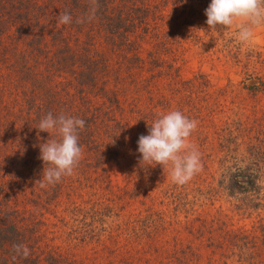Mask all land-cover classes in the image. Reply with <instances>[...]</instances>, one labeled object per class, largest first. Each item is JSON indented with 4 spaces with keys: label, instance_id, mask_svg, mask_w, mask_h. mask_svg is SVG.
<instances>
[{
    "label": "trees",
    "instance_id": "obj_1",
    "mask_svg": "<svg viewBox=\"0 0 264 264\" xmlns=\"http://www.w3.org/2000/svg\"><path fill=\"white\" fill-rule=\"evenodd\" d=\"M65 12L72 22L60 24L58 16ZM163 15L153 0H0V60L4 61L0 69L5 64L14 73L6 80L16 87L8 98L5 92L0 95V264H74L59 245L48 242L51 237L70 244L85 245L93 240L101 245L105 239L121 238L124 231L130 242L140 244V239H154L165 231L179 233L175 225L180 222V212L193 233V221L201 219L181 210L184 202L179 195L183 191L165 181V167L159 165L155 177L150 166L137 163L141 161L139 152L140 158L132 159L139 137L147 135L157 114L145 113L144 95L154 100L152 94L162 92L161 87H175L180 93L203 94L202 102L209 105L213 94V84L204 73L181 79L176 49L165 45ZM4 37L13 41L8 49ZM8 52L16 62L5 63ZM248 68L243 88L255 96L264 94V77ZM152 103L148 105L154 109L157 104ZM49 113L86 122L78 130L82 158L71 176L55 184L43 180V168L48 165L40 159V145L59 137L36 129ZM192 114L189 110L186 117L192 119ZM230 123L225 133L216 128L212 140L204 136L206 143L200 127V135L192 143L201 145L202 141V152L212 144L215 157L204 163L205 176L197 173L184 185L205 186L215 193L212 200L223 194L238 215H260L264 207V133L261 136V130L249 122L240 121L239 127ZM227 133L233 139H225ZM125 151L133 156L122 159ZM128 160L141 169L132 171L140 181V189L133 192L125 190L109 171L110 166L121 167V175L132 180L131 171L125 170ZM162 186L167 187L168 205H175L173 213L147 202L155 199ZM116 187L120 194L112 197ZM81 188H86V198L78 193ZM76 194L78 200L73 197ZM141 194L149 207L131 211L125 221L91 225L80 220V225H70L66 220L69 213L74 214L70 219L77 220L75 214L86 206L91 213L94 208L95 218L106 212L121 215L126 207L119 205L126 201L121 198L131 200ZM48 214L56 222H49ZM258 221L252 231L239 233L247 241L243 248L255 247L260 239L264 244V222ZM203 231L201 226L200 236ZM208 240L215 251L219 246L213 244V237ZM14 245L26 246L30 254L26 258L17 255ZM192 254L199 253L194 249Z\"/></svg>",
    "mask_w": 264,
    "mask_h": 264
},
{
    "label": "rangeland",
    "instance_id": "obj_2",
    "mask_svg": "<svg viewBox=\"0 0 264 264\" xmlns=\"http://www.w3.org/2000/svg\"><path fill=\"white\" fill-rule=\"evenodd\" d=\"M153 1L155 5L163 9L164 21H162L161 30L166 35L165 45L167 48L175 47L176 49L175 56L178 57V63L181 66V79L194 77L198 72L204 73L209 76L208 78L213 84V89L211 90L213 94L210 96L209 105H205L202 102L203 94L180 93L175 87L174 89L166 87L164 90L161 87L162 92L152 94L154 100L149 97V94L144 95L145 113L155 112L157 113L155 117L157 119L169 111L178 110L186 116L187 112L192 110V119L198 122V126L191 134L189 142L200 153L202 169L199 173L205 176L208 170L205 169L204 163L215 157L216 149L213 150L211 144L205 148L204 152L200 151L202 143H206L204 136L207 135L212 140L216 128L225 133V127H227L228 122H231L230 124L233 127H239L240 121L249 122L256 129H260L262 132L261 136H263L264 94L257 96L250 94L247 89L243 88L242 80H244V71L248 67L252 72H257L264 77V26L255 30L254 37L250 42L241 43L237 36V26L231 28L218 26L215 30L208 28L205 10L210 5L211 0ZM2 41H4L3 44L6 43L7 49L10 48L13 42L6 37ZM19 48H21V45ZM169 49L164 51L168 52ZM1 56L2 54H0ZM4 57L6 58L5 63L8 61L10 63L11 60L16 62V59L9 52ZM2 63L4 61L0 60V64ZM9 69L13 70L12 66H9ZM13 74V72L9 73L5 64L4 68L0 69V81L2 80L0 83L2 91L0 95L5 92L6 98L16 89L13 85L7 84L8 81L6 80ZM14 84L16 85V83ZM224 90L226 92H223ZM149 103L157 105H154L153 109L152 105H148ZM146 106L148 107L146 108ZM194 108L197 109L194 110ZM1 111L3 109L0 105ZM149 123L150 121H147V124ZM200 127L203 130L201 137L203 142L201 141V145H199L200 142L195 143L200 135L198 133L201 129ZM146 134H149V130ZM194 136L195 142L192 143ZM224 138L233 139L228 133L224 135ZM215 146L217 147V145ZM131 153L130 151H125L121 153L120 157L122 159L130 158V156H133ZM133 153V160L140 158L138 151ZM130 162L131 160H128L125 170L129 169L128 171H131L132 180H128L127 177L121 175L122 170H124L121 167L110 166L109 171L125 190L133 192L136 189H140V181L132 171L141 170L137 163H145H141V161L137 163ZM129 164L131 165L129 166ZM150 167L153 171H158L159 169V165ZM163 172L166 174L165 181L175 184L170 179L169 167L165 166ZM156 175L157 173L155 172V177ZM177 186V191H183L179 195V198H183L184 202V209L181 210L190 211V217L201 219L197 220L195 218L193 221V233L189 231L191 224L187 223L184 214L180 212L178 216L180 222L175 225L180 230L179 233L175 234V232H170V230L165 231L159 235L156 234L157 236L154 239H140V244L135 241L134 243L133 241L130 242V238H126L124 231L121 238L105 239L101 245L93 240H90L89 244L85 245H79L77 241L70 244L69 240L61 241L59 238L52 237L48 242L59 245L62 253L75 261L74 264H250L249 262L251 261L257 264H264V244L261 239L255 247L245 249L243 246L247 244V241L239 235L242 231H252L254 227H258L260 224L258 219H263L264 222V207H262L260 215H257V213L238 215L232 211L230 198L221 197L223 195L221 193H218V196H214L215 200H212L210 197H213L212 194L215 193L205 188V186ZM160 188L162 189L157 191L155 199L151 202L147 201L148 204H153L156 208L163 209L169 214L170 212L173 213L175 205L174 207L172 204L168 205L170 198L166 196L167 187L162 186ZM85 190L86 188H81L78 193L86 198ZM79 194L73 197L75 198ZM117 194H120V189L116 187L111 196L114 197ZM65 199L64 197L63 202ZM76 199L78 200L77 197ZM121 199L123 201L126 200L119 204L120 206L124 205L123 207L126 206L120 210L121 215L110 216L106 212V215H99L98 218H95L93 215L94 208L92 207L91 213L89 211L91 207L86 206L75 214L77 220L69 218L70 215H74L72 213L67 215L66 220H69L70 225H80V220H86V223L91 225L96 223L97 225L108 224L111 221H125L131 211L138 212L149 207L145 205V198L142 194L131 200L130 198ZM121 199L118 198V200ZM162 202L165 204L162 205ZM47 217L49 222H51L50 220L56 222L55 216L48 214ZM60 224L58 222V225ZM199 226L203 227V236H200V232H198ZM210 236L213 237L214 245L222 247H218L214 251L213 248L215 247L209 246L208 237ZM253 243L250 244L253 245ZM156 247L157 251L155 250ZM194 249L195 252L199 253L198 256L192 254Z\"/></svg>",
    "mask_w": 264,
    "mask_h": 264
},
{
    "label": "clouds",
    "instance_id": "obj_3",
    "mask_svg": "<svg viewBox=\"0 0 264 264\" xmlns=\"http://www.w3.org/2000/svg\"><path fill=\"white\" fill-rule=\"evenodd\" d=\"M205 15L210 30L218 26H237L238 40L248 43L254 37L255 30L264 26V0H211ZM58 22L69 24L72 17L67 12L59 14ZM85 123L80 118L63 114L54 117L51 113L40 120L36 127L39 132L55 133L59 137L48 139L40 145V159L44 165H48L42 172L47 184H55L64 176H71L78 166L82 158L78 130H82ZM197 126L196 120L189 119L178 110L161 115L150 124L149 134L141 135L138 139L141 163L163 168L167 166L173 183H188L202 169L200 153L189 142ZM14 251L25 258L30 254L24 245H14Z\"/></svg>",
    "mask_w": 264,
    "mask_h": 264
}]
</instances>
